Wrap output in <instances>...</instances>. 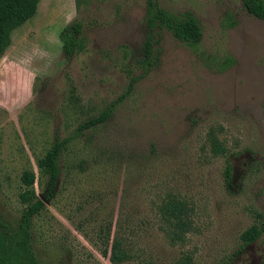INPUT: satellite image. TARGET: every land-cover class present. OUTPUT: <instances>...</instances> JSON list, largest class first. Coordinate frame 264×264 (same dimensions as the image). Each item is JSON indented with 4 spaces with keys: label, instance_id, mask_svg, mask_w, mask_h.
<instances>
[{
    "label": "rangeland",
    "instance_id": "374dc122",
    "mask_svg": "<svg viewBox=\"0 0 264 264\" xmlns=\"http://www.w3.org/2000/svg\"><path fill=\"white\" fill-rule=\"evenodd\" d=\"M157 2L193 15L202 39L155 29L146 73L147 0H39L0 54L48 53L36 99L0 109L1 229H18L55 140L68 139L55 195L32 219L39 264H264V236L239 250L264 223V20L240 0ZM69 16L87 37L72 58L59 40ZM113 103L104 123L79 130Z\"/></svg>",
    "mask_w": 264,
    "mask_h": 264
},
{
    "label": "trees",
    "instance_id": "16d2710c",
    "mask_svg": "<svg viewBox=\"0 0 264 264\" xmlns=\"http://www.w3.org/2000/svg\"><path fill=\"white\" fill-rule=\"evenodd\" d=\"M242 8L256 19L264 20V0H240ZM77 4L79 0H76ZM39 0H0V54L11 45V36L14 30L23 26L34 17ZM85 25L81 20H74L63 28L59 34L61 50L66 58H72L85 50L87 37ZM163 28L169 31L176 39L187 44L196 45L202 39V29L198 20L191 14H174L163 10L157 0H147L146 37L143 45V68L146 73L152 65L153 37L155 29ZM231 60V59H230ZM229 59L227 60L230 61ZM222 70V69H221ZM132 79L125 94H128L135 82ZM124 94V95H125ZM119 97V101L124 99ZM114 107L111 104L97 117L84 122L79 130H86L104 123L110 116ZM68 139H56L50 154V167L43 198L51 201L58 188L62 175L61 157ZM224 181L228 188L232 187V169L226 165ZM45 202L38 198L20 217L18 229L12 233L1 229L0 226V264H39L34 255L32 242V219L45 208ZM4 227V226H3ZM7 228V227H4ZM264 236V223L261 227H251L241 235V246L244 250L250 245L262 240Z\"/></svg>",
    "mask_w": 264,
    "mask_h": 264
},
{
    "label": "clouds",
    "instance_id": "9594fccd",
    "mask_svg": "<svg viewBox=\"0 0 264 264\" xmlns=\"http://www.w3.org/2000/svg\"><path fill=\"white\" fill-rule=\"evenodd\" d=\"M73 16L67 17L71 22ZM48 53L38 46L22 55L0 56V109L22 111L36 99L35 81L39 71L36 63Z\"/></svg>",
    "mask_w": 264,
    "mask_h": 264
},
{
    "label": "water",
    "instance_id": "95a60500",
    "mask_svg": "<svg viewBox=\"0 0 264 264\" xmlns=\"http://www.w3.org/2000/svg\"><path fill=\"white\" fill-rule=\"evenodd\" d=\"M39 198L42 199V200L45 202L46 205H49V201H46V200L43 198L42 195H39Z\"/></svg>",
    "mask_w": 264,
    "mask_h": 264
},
{
    "label": "flooded vegetation",
    "instance_id": "af4514ba",
    "mask_svg": "<svg viewBox=\"0 0 264 264\" xmlns=\"http://www.w3.org/2000/svg\"><path fill=\"white\" fill-rule=\"evenodd\" d=\"M43 196V194H41Z\"/></svg>",
    "mask_w": 264,
    "mask_h": 264
}]
</instances>
